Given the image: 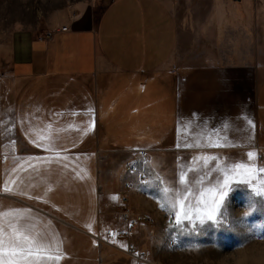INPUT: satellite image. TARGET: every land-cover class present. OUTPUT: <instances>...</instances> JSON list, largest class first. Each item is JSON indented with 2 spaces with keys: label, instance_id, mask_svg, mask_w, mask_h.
Segmentation results:
<instances>
[{
  "label": "crops",
  "instance_id": "crops-1",
  "mask_svg": "<svg viewBox=\"0 0 264 264\" xmlns=\"http://www.w3.org/2000/svg\"><path fill=\"white\" fill-rule=\"evenodd\" d=\"M214 132L223 146H206ZM263 146L264 0H80L48 32L0 41V210L55 237L44 264H156L153 223L117 233L126 207L145 213L126 171L138 152Z\"/></svg>",
  "mask_w": 264,
  "mask_h": 264
},
{
  "label": "rangeland",
  "instance_id": "rangeland-1",
  "mask_svg": "<svg viewBox=\"0 0 264 264\" xmlns=\"http://www.w3.org/2000/svg\"><path fill=\"white\" fill-rule=\"evenodd\" d=\"M78 1L80 0H0V41L22 30L38 35L48 32L51 25ZM100 1L103 4L106 0ZM208 1L211 6L212 0ZM195 2L197 0H189V7H193ZM227 42L228 40H224L225 47L228 46ZM260 150L264 155V146ZM205 154L189 152L179 159L173 154L161 158L157 155L155 161L149 160L146 156L139 164V169L145 173V177L141 179L139 173L137 174L139 180L147 181V192L136 202V212H149L155 217L153 226L157 230V236L152 244L156 250V264H264V235H262L264 213L256 212L244 216L248 211L247 205L253 187V184L241 182L248 180L247 176H234L230 182L222 203L223 216L219 224L206 221L204 225H200L197 222L193 227L189 221L183 220L182 226L173 227V231L179 234V242L175 247L163 245L167 222L159 214L161 211L170 210H162L160 207L159 200L163 199V196L161 185L157 183V175L165 181V184L179 187L175 184L178 172L187 170L189 165H194V157ZM219 158L221 161H227L228 164L230 159L231 164L233 162L252 164L250 179L254 186L260 187L264 182V173L258 172V169L264 168V158L260 160L258 152L251 160L248 156L240 155H232L230 159ZM209 163L213 165L212 161ZM198 164H202V161ZM217 175L219 174L214 173V176ZM196 176L195 171L188 173L189 180H194ZM208 180L209 177L205 176V183ZM190 199L195 202L194 196ZM145 205H148L147 209Z\"/></svg>",
  "mask_w": 264,
  "mask_h": 264
},
{
  "label": "snow or ice",
  "instance_id": "snow-or-ice-1",
  "mask_svg": "<svg viewBox=\"0 0 264 264\" xmlns=\"http://www.w3.org/2000/svg\"><path fill=\"white\" fill-rule=\"evenodd\" d=\"M248 123L251 124V121ZM202 135L203 133L197 134L195 142L185 146L200 147ZM212 135H216V133L208 135L206 146H223L214 143L211 139ZM247 156L251 160L254 153L249 151ZM193 160L194 165H189L187 170L178 172L175 184H178L179 187L165 184V181L157 175V183L161 185L163 196V199L159 200L160 207L162 210L174 212L175 225L182 226L183 220L189 221L193 227L197 222L200 225H204L206 221L219 224L223 216L222 203L234 176H247L249 179L241 182L253 184L252 196L247 205L248 211L244 213V216L256 212L264 213V182L260 187L254 186L250 179L252 176L251 165L243 162L228 164L227 161H221L219 157L208 154L194 157ZM200 161L202 164H198ZM210 161L214 166L210 165ZM192 171L197 172V176L194 180H189L188 173ZM258 172L264 173V168L258 169ZM214 173L219 175L214 176ZM205 176L209 177L207 183L204 181ZM5 190L12 191L7 182ZM193 196L194 203L190 199ZM30 219V213L26 209L0 210V264H44L45 257L49 260L60 258L59 255L51 254L52 241L55 237H49L46 233L37 231L36 226L30 223Z\"/></svg>",
  "mask_w": 264,
  "mask_h": 264
},
{
  "label": "built area",
  "instance_id": "built-area-1",
  "mask_svg": "<svg viewBox=\"0 0 264 264\" xmlns=\"http://www.w3.org/2000/svg\"><path fill=\"white\" fill-rule=\"evenodd\" d=\"M64 29H67V27L65 26ZM63 29V30H64ZM53 35V33H49L47 37H51ZM263 153L261 151H259V155H260V160L263 159L264 155H262ZM146 157V151L142 150L140 152H138L137 156L135 157V159L129 163L126 167V171L131 172V173H139V176L141 179H143L145 177V173H142L139 169V164L142 162V160H144ZM131 186V183L129 182L128 184H126L125 188L126 190H128ZM128 200L129 197L127 195L123 196V203H125L126 205H128ZM160 217H162V219L167 222V225H165V229H166V235L163 238V245L167 246V247H175V245L179 242L180 237L179 234L175 231H173V227L175 225L174 220V212L171 211H161L160 213ZM121 218L123 220L124 223V228L120 229L117 231L118 235L122 238H128L130 235V231L134 228L137 227L141 224L144 223H154L155 222V218L152 217L150 214L148 213H144V214H133L131 213L130 210H128V208L126 207L123 212L121 213ZM170 221H172V223H170ZM107 233L110 234V231H108ZM128 250L130 253L132 254H136L137 252V248L135 247L134 243H129L127 246Z\"/></svg>",
  "mask_w": 264,
  "mask_h": 264
}]
</instances>
